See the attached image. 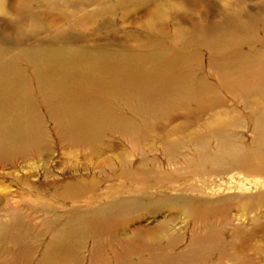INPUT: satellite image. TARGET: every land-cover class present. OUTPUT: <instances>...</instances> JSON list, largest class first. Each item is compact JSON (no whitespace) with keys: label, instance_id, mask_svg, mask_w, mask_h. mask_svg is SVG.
Wrapping results in <instances>:
<instances>
[{"label":"bare ground","instance_id":"1","mask_svg":"<svg viewBox=\"0 0 264 264\" xmlns=\"http://www.w3.org/2000/svg\"><path fill=\"white\" fill-rule=\"evenodd\" d=\"M11 3L0 28V264H264V191L169 193H204L233 171L264 186V13L234 0L218 21L183 27L177 15L169 29L172 12L154 0ZM148 4L146 23L108 28L116 8L132 17ZM93 5L105 12L78 18L80 32L51 30L69 21L65 8ZM114 138L139 150L136 162L112 156L98 177L56 180L51 155L122 147ZM40 170L53 195L32 179ZM166 207L192 220L189 234L168 233V221L132 226ZM238 215L247 223L234 224Z\"/></svg>","mask_w":264,"mask_h":264},{"label":"rangeland","instance_id":"2","mask_svg":"<svg viewBox=\"0 0 264 264\" xmlns=\"http://www.w3.org/2000/svg\"><path fill=\"white\" fill-rule=\"evenodd\" d=\"M106 1H110L113 2L114 0H106ZM157 3H161L163 10H169L170 12H172V17H170L169 19L163 21L164 23H167V27L170 29L173 27L174 24H177L178 21L175 20V17L177 15H184L186 18V22H184V24H182L181 26L183 27H188L189 23L192 21V18H201L203 20L206 21H211V20H215L218 21L219 19H221L222 16V12L223 10H233L235 9V5H233V1L234 0H154ZM184 1L188 2H196L199 1L200 5L196 6V7H192V9H190L188 7L187 3H184ZM0 2L3 4V11H0V28L2 31H6L7 30V26H9L8 24H5V22L7 20H9L11 17L15 16L12 12V6L13 3H11V0H0ZM238 2L241 4L242 7L248 9V10H252V11H259L261 13H264V0H238ZM166 3V4H165ZM168 3V5H167ZM165 4V5H164ZM37 7V6H36ZM154 8H156L153 4H148L145 5L143 7H141L139 9V14L138 15H134L132 17H129L130 15H128L126 12H124V9L121 8H116L115 11H113L115 13V15L112 17V22L114 21V26L112 27H108V28H113L114 30H123V29H129L132 28V26H130V23L133 22H143L146 23L148 16L150 17V15L152 14ZM35 10H41L43 11L44 8L42 7H38V9ZM66 11L67 15H70L69 21H65V23H62V21L57 20L58 22H56L55 20L53 21V26H52V31L55 29H62V30H68L71 28H77L76 21H78V18L88 15V14H92L94 11H101L100 13L103 14L101 8L93 5V6H88L85 8H82L78 11H76L75 9L72 8H65L64 9ZM142 11H147L148 15L144 16ZM112 12V13H113ZM195 13V14H194ZM13 14V15H12ZM100 14L97 18L99 20H105L103 19V15ZM127 14V15H125ZM221 14V15H220ZM198 15V16H197ZM138 26H140V24H138ZM81 29L77 28V33L80 32ZM48 34L47 31L44 32L43 36H46ZM122 37L123 35L121 34V32L117 33L115 36H119ZM4 46V45H1ZM6 46H11V45H6ZM226 97L231 100V95H226ZM241 104H239L240 106ZM179 121L173 123L172 125H176L178 124ZM172 139H176L177 136H172ZM115 144L114 145H118V144H122V147L116 148V149H112V150H108V151H104L102 153L97 152L99 154H94V155H90L89 152L86 153H65L63 155H61L60 153H54V155H51V159L55 160L52 161V163L50 164V166L52 167L51 170L54 171L55 174V178L56 180H62V179H66V178H70L74 175L79 176V175H84L86 176L85 178H91V177H98L100 175V173L104 170L101 167V164L103 163L104 159H108L111 158L112 156H117L121 159L122 155H127L129 156L128 161L131 163L136 162L137 158L136 155L139 154V150L136 149V147H134V145L130 142V143H126L121 141L119 138L116 139L114 138ZM120 144V145H121ZM136 149V150H135ZM66 150V149H65ZM63 150V152L65 151ZM126 150V151H125ZM129 152V153H128ZM60 154V155H59ZM79 154V155H77ZM153 154V153H152ZM77 155V158H75L74 156ZM121 155V156H120ZM59 156H63L66 157L68 160L66 163L64 164H59L58 161L59 160ZM85 158V159H84ZM69 159H72L74 161V159H76V163L77 166H75V170L70 169V166L72 165L69 161ZM119 159V161H120ZM36 163H33V161H30L29 164H34L35 166L38 165H42V161H35ZM73 163V164H74ZM75 164V165H76ZM81 164H83V166H81ZM53 165V166H52ZM109 165V164H108ZM74 166V165H73ZM103 166V165H102ZM104 167L105 164H104ZM109 167V166H108ZM106 167V168H108ZM42 168V167H40ZM27 170H29L28 168H24L22 169L23 172H26ZM9 171V170H7ZM6 171V172H7ZM36 177V176H35ZM33 177V180H36L38 182V184L41 186V192H45L47 194L53 195L54 190H53V186H50L51 183H49L52 180H48L46 173L44 172V170H40L39 175L37 176V178ZM35 178V179H34ZM257 180V177H253V176H245L244 174H240L237 173L236 171L230 172V173H225V174H220L217 177H215L214 179V183L210 184L211 187H208L207 191H205L204 193H199V192H195V191H191V190H173V191H169V193H171L172 195H179L180 194H187L190 196H196V197H208L211 199H218V198H222V197H226L229 195H244V194H254L258 191H264V186L260 187L258 186V188H255L256 186L254 185V181ZM262 180V179H261ZM5 184L10 186V190H14L17 188V185L15 183H13L10 179H6ZM109 184V183H108ZM107 184H103L101 186L100 192H104V190L106 191V186ZM241 186H245V188H248V191H245L241 188ZM1 187V184H0ZM178 193V194H177ZM52 198L49 199V201ZM48 200V198H47ZM104 201V200H103ZM241 201L239 198L236 199L235 205H237L239 202ZM98 202H95L94 205H97ZM176 209H173L172 207H166L161 213L157 214L156 216H152V215H146L144 218H141L138 221H133L132 222V226L134 227V225H146V226H152L154 224H158L160 222H167L168 225V233L171 234H189L192 231V220L188 217H186L185 214L183 213H175ZM234 212V213H233ZM233 215L235 213V211H233ZM258 212H261V215H264V200L262 201L261 204V208L258 210ZM253 215V214H251ZM249 216V215H247ZM237 217L240 218V220L237 219ZM246 215H238L234 218V224L235 223H247V219ZM130 219H135V217L130 218ZM262 222H264V217H261ZM258 245L260 247L263 248L264 250V237L263 239H260V241L258 242ZM258 246V247H259ZM264 263V262H263Z\"/></svg>","mask_w":264,"mask_h":264}]
</instances>
